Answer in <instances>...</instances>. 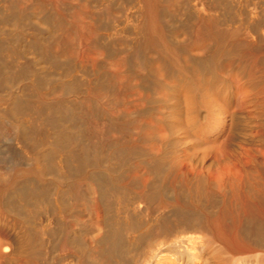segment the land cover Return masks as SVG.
Returning a JSON list of instances; mask_svg holds the SVG:
<instances>
[{
  "label": "bare ground",
  "instance_id": "6f19581e",
  "mask_svg": "<svg viewBox=\"0 0 264 264\" xmlns=\"http://www.w3.org/2000/svg\"><path fill=\"white\" fill-rule=\"evenodd\" d=\"M0 264H264V0H0Z\"/></svg>",
  "mask_w": 264,
  "mask_h": 264
},
{
  "label": "rangeland",
  "instance_id": "374dc122",
  "mask_svg": "<svg viewBox=\"0 0 264 264\" xmlns=\"http://www.w3.org/2000/svg\"><path fill=\"white\" fill-rule=\"evenodd\" d=\"M235 85V84H234ZM235 88H236V85H235Z\"/></svg>",
  "mask_w": 264,
  "mask_h": 264
}]
</instances>
